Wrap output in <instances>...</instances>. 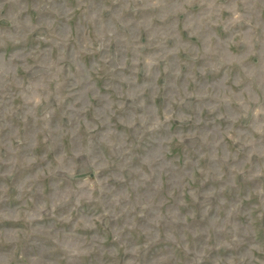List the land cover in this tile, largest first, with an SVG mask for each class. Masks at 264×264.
Returning <instances> with one entry per match:
<instances>
[{"label": "clouds", "instance_id": "clouds-1", "mask_svg": "<svg viewBox=\"0 0 264 264\" xmlns=\"http://www.w3.org/2000/svg\"><path fill=\"white\" fill-rule=\"evenodd\" d=\"M0 264H264V0H0Z\"/></svg>", "mask_w": 264, "mask_h": 264}]
</instances>
